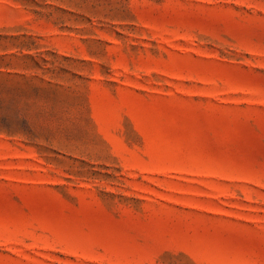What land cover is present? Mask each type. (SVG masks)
<instances>
[{
	"label": "rangeland",
	"instance_id": "374dc122",
	"mask_svg": "<svg viewBox=\"0 0 264 264\" xmlns=\"http://www.w3.org/2000/svg\"><path fill=\"white\" fill-rule=\"evenodd\" d=\"M0 264H264V0H0Z\"/></svg>",
	"mask_w": 264,
	"mask_h": 264
}]
</instances>
